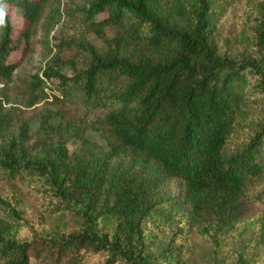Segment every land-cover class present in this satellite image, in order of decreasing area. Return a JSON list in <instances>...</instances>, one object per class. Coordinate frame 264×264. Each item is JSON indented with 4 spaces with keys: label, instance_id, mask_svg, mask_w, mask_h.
Masks as SVG:
<instances>
[{
    "label": "trees",
    "instance_id": "16d2710c",
    "mask_svg": "<svg viewBox=\"0 0 264 264\" xmlns=\"http://www.w3.org/2000/svg\"><path fill=\"white\" fill-rule=\"evenodd\" d=\"M48 2L0 0V79L11 78L28 53ZM229 7L223 0H94L88 18L104 14L91 21V27L101 33L106 27H119L120 33L106 40L105 49H91L83 72L66 76L50 70L43 78L23 81L34 92L32 104L45 99L49 81L58 80L69 99L73 85L81 84L79 99L88 110L100 112L113 152L165 179L179 180L191 225L207 218L222 237L237 231L255 209L247 188L264 174V122L252 140L226 154L236 124L251 118V77L258 78L263 99L257 110L264 114V10L251 34L243 28L235 37L233 43L245 44L244 49L229 56L218 52L216 38ZM12 8L23 13L20 27L12 23ZM139 43L159 49L157 61L147 53L134 56L129 48ZM246 50L251 52L245 54ZM2 166L20 179L26 177L12 162ZM34 169L43 174L46 168ZM52 184L48 200L60 213L71 208L80 212L82 228L58 236L49 231L34 235L24 223L25 233L0 238L3 252L13 253L6 264L182 263L180 256L159 259L151 253L146 210L160 221L170 214L148 203V188L142 183L126 192L118 206L108 205L95 215L92 196L81 199L83 209L72 207L70 184L58 176ZM254 199L264 203V194ZM252 225L250 242L259 258L264 212ZM225 261L220 258L215 264Z\"/></svg>",
    "mask_w": 264,
    "mask_h": 264
},
{
    "label": "rangeland",
    "instance_id": "374dc122",
    "mask_svg": "<svg viewBox=\"0 0 264 264\" xmlns=\"http://www.w3.org/2000/svg\"><path fill=\"white\" fill-rule=\"evenodd\" d=\"M224 1L230 7L218 24L216 47L218 52L226 51L231 56L244 49L245 44L236 46L233 41L243 28L247 34L252 33V26L264 10V0ZM93 2L49 0L35 27L28 53L11 78L0 79V238L25 233L24 223L27 232L34 235L49 231L58 236L80 231V212L71 208L60 213V208L48 200L56 176L70 184L72 207L83 209L81 199L86 194L92 196L94 215L106 207L118 206L126 192L134 191L142 183L148 188V203L157 209L165 207L170 214L160 221L151 210H146L145 232L154 256H180L181 264H215L220 258L226 264H264V249L259 258L254 257L250 242L252 224L264 212V203L254 199L256 194H264V174L247 188L255 209L243 220L239 232L222 237L210 227L207 218L191 225L179 180L165 179L162 173L137 166L130 157L113 152L111 138L100 123V112L88 110L79 99L81 84L73 85L75 91L69 99L57 86L58 80L49 81L45 99L32 104L34 92L23 84L25 79L35 81L34 77L43 78L44 72L50 70L66 76L83 72L91 49H105L106 40L120 33L119 27H106L102 33L91 27V21L104 14L88 18ZM11 13L13 25L22 26V11L12 8ZM129 50L134 56L147 53L155 61L160 53L159 49L141 43L132 44ZM257 79L250 80L251 118L236 124L226 148L228 155L252 140L264 122V114L257 110L263 99ZM8 162L19 168L20 175L27 173L26 177L20 179L10 174L2 166ZM37 166L41 171L46 168L45 172L40 174L34 169ZM12 256L11 252H3L0 243V264H6ZM163 264L171 263L166 260Z\"/></svg>",
    "mask_w": 264,
    "mask_h": 264
},
{
    "label": "clouds",
    "instance_id": "9594fccd",
    "mask_svg": "<svg viewBox=\"0 0 264 264\" xmlns=\"http://www.w3.org/2000/svg\"><path fill=\"white\" fill-rule=\"evenodd\" d=\"M0 15H2V14H0Z\"/></svg>",
    "mask_w": 264,
    "mask_h": 264
}]
</instances>
